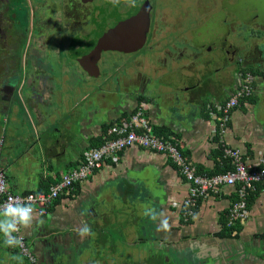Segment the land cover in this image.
Returning <instances> with one entry per match:
<instances>
[{"label": "crops", "instance_id": "0c3cea01", "mask_svg": "<svg viewBox=\"0 0 264 264\" xmlns=\"http://www.w3.org/2000/svg\"><path fill=\"white\" fill-rule=\"evenodd\" d=\"M162 72V75L167 73L166 66ZM197 73L163 76L156 81L155 87L147 84V89L138 98L152 128L172 137L187 160L208 173L217 163L223 165L213 137L216 121L211 117L210 109L222 106L235 85L226 82L224 87L220 84L214 88L209 82L202 81ZM262 78L260 74L256 79L255 93L231 111L225 136L227 144L239 149L252 168H258L264 160V106L259 107L257 103L264 94ZM53 80L37 81L32 85H45L55 91ZM70 82L76 84L72 90L62 94L49 93L45 97L34 93L0 114V168L11 193L23 196L47 192L70 168L82 163L84 153L94 148L97 139L108 136L106 126L111 125L114 129L138 106V99L127 95L116 110L101 113L99 96L90 102V94L86 93L90 90L76 95L85 88L84 82L80 89L77 83ZM77 96L81 97L75 99ZM73 99L76 100L74 106H69ZM85 100L88 104L83 106ZM52 101L68 110L66 119L72 114L67 126L63 125L65 120L60 114L51 117V109H47ZM67 105L68 109H65ZM55 124L60 125L56 127ZM221 190L220 194L200 200L194 215L184 221L178 207L186 203L190 185L164 154L130 147L119 154L117 163L106 161L79 183L76 194L61 195L59 202L54 203L44 216L34 215L32 227L21 229V232L35 257L54 260L56 253H52L51 247L67 243L71 236H76L80 243L83 238L77 230L81 225L106 230L118 223L122 229L127 213L133 212L123 206L129 205L130 201L136 203L132 208L139 207L141 216L135 219L141 220L154 204L152 210L163 212V218L168 219L169 231H157L159 219L153 221L150 218L146 219L148 229L143 228L145 224L141 222L133 232L121 231L122 235L132 234L137 242L155 237L165 247H172L184 256L192 255L206 264H215V261L219 264H264V195H254L247 220L237 223L235 235L223 231L221 224L235 199V188L226 186ZM100 203H107L106 208L98 209ZM175 203L177 206H173ZM86 204L90 205L88 209L83 208ZM130 235L125 237L124 243L135 242L131 241ZM19 255L17 247L6 246L3 234H0V264H25L20 262ZM26 264L32 263L26 258Z\"/></svg>", "mask_w": 264, "mask_h": 264}, {"label": "flooded vegetation", "instance_id": "af4514ba", "mask_svg": "<svg viewBox=\"0 0 264 264\" xmlns=\"http://www.w3.org/2000/svg\"><path fill=\"white\" fill-rule=\"evenodd\" d=\"M235 1L226 0V4ZM180 8L186 15V6L181 4ZM246 11L248 15H253L251 13L255 10L249 7ZM206 18L200 25L185 30L180 22H170L166 10L157 8V0H135L134 7L128 6L126 0H121L118 6L109 0H0V114L11 110L23 98H30L34 93L40 97L55 93L45 85H32L37 81L52 79L49 74L52 65H61L69 58L72 65L61 66L66 69L72 67L74 70L70 72L71 75L77 72L82 74L89 55L92 51H97V54L99 50L125 54L145 50L144 54L129 62L130 67L120 77L121 83L118 80V85H122L120 89L110 87L115 95L122 93L121 100L127 95L136 97L138 105V96L147 89V84L155 87L156 81H160L163 76H186L195 71L202 81L209 82L214 88L220 84L224 87L223 83L231 82L236 89L242 79L250 75L253 79V95L258 75H264V54L258 43L264 41V34L249 29V39L257 42L251 43V46L244 44L241 49L245 51L241 54L234 44H230L228 33L225 32L230 25L232 35L239 37L240 33L235 27L241 22L240 15H226L220 9L214 10L210 16L215 22L206 23ZM169 27L174 30L172 35L169 34ZM116 40L120 41L117 42L119 46ZM101 42L106 46L100 45ZM217 53L220 55L217 56ZM224 63L228 65L225 67ZM231 65L235 66L234 73ZM165 66L167 73L162 75ZM65 75L70 77L67 71ZM118 104L109 110H116ZM90 237H84L80 243L87 242ZM119 243L122 244L114 240L111 244ZM128 245L129 255L124 259L128 264L130 261H134L131 264H165L164 257L169 264L170 259L179 254L176 249L165 247L155 237ZM62 252L65 256L71 253L68 250ZM83 254H80V258ZM33 256L34 264H61L65 261L61 258L56 263ZM184 258L188 264H206L192 255H185Z\"/></svg>", "mask_w": 264, "mask_h": 264}, {"label": "built area", "instance_id": "2783aa9c", "mask_svg": "<svg viewBox=\"0 0 264 264\" xmlns=\"http://www.w3.org/2000/svg\"><path fill=\"white\" fill-rule=\"evenodd\" d=\"M252 91L253 79L250 75H246L222 106H216L215 110L210 109V115L216 121L213 137L216 139L221 153L219 159L226 160L230 166V170L225 173L211 176L198 173L197 168L182 154L172 137L165 139L153 133L152 126L145 117L144 106L138 105L127 119L120 121L119 125L108 131V135H113V138L105 139L98 147L86 151L82 163L77 167L70 168L62 175L60 181L53 184L47 192L30 193L23 196L11 193L0 168V205L6 203L11 197L18 203L31 204L34 215L44 216L58 196L69 194L76 185L99 170L106 161L117 163L121 152L130 147H139L164 154L175 166L183 180L190 185L186 203L178 207L184 221L194 215V209L197 208L200 200L220 194L223 187H234L237 200L227 210L226 227H235L237 223L247 220L249 215L247 191H256L258 187L259 194L264 195V160L261 161L258 168H252L244 160L241 151L229 146L225 140L231 111L239 107L242 101L250 98ZM173 206H177V204L175 203ZM14 235L22 241L21 245L16 246L19 253L34 264V256L27 247L21 230Z\"/></svg>", "mask_w": 264, "mask_h": 264}, {"label": "rangeland", "instance_id": "374dc122", "mask_svg": "<svg viewBox=\"0 0 264 264\" xmlns=\"http://www.w3.org/2000/svg\"><path fill=\"white\" fill-rule=\"evenodd\" d=\"M181 4L186 6V15H184L183 12L181 11L180 8ZM249 7L255 10L251 13L253 15L250 14L248 15L246 13L247 12L246 10L247 9L249 10ZM157 8L159 10L162 9L166 10L168 16L170 17V22L171 23H174L175 21L180 22V24L184 25L185 30H188L189 28H191V26H197L198 24L200 25L205 16L207 17L205 21L206 23H211L213 21L215 22L214 19L210 18L214 10L221 9L225 12L226 15H234V14L240 15V17L242 18L241 22L239 21L237 23L238 26L235 27V30H238L240 33L239 37L232 35L233 29L231 28L230 25H228V29H226L225 32L228 33L229 41H231L230 44H234L238 49L239 53L241 54L245 51L244 49L243 50L241 49V47L244 48V44L246 46L247 44L248 46H251V43L257 42L255 40L249 39L248 36L249 29L264 34V27H262L264 25V13L262 12L264 8V2L259 3L255 0H237L230 5H227L226 0H157ZM257 10H259L260 12H258ZM260 20L261 22H259ZM169 30H170L169 34L172 35V33H174L173 32L174 30H171L170 27ZM262 37L263 35H261V38ZM93 41L96 43V39H94ZM117 42L120 43V41L116 40V45L119 46ZM258 43H259V48L262 50V53L264 54V41H259ZM97 44H99L98 41ZM101 44L103 46V42H101L100 45ZM174 45L175 47L177 46L176 43ZM105 46L106 44L103 47ZM120 46L123 47V44H121ZM92 52L93 53L89 55L88 60L85 61L84 63L82 74L77 72L79 75L77 73L71 75L70 72H73L74 69L72 67L66 69L65 67L66 65L67 66L72 65V63L68 61L71 60L69 58H67V62L63 64L60 63L61 65H65L64 67H62L61 65L51 66V70L49 71V74L52 75V79H54L53 82L55 83V91L53 92L62 94L68 90H72L73 88H75L76 84L72 85L70 81L77 83L78 88L80 89L83 87V83L81 82H84V87L86 89L84 88L83 90L76 93V95H79L83 91L90 90L89 92H86L87 94H90L88 100L91 102L92 99H95L97 96H99L98 98H99V106L101 113H106L110 108L122 102L121 101L122 93L121 94L118 93L115 95L111 91L110 87L113 86L116 89L117 87H119L120 89V86L122 85L120 86L118 85V80L121 83L120 77L124 75L123 72L126 70V68L130 67L129 62L130 61L133 62L136 56H139L140 54H144L145 50L139 51L140 53L136 51L133 53H126V54L119 52L118 53L111 52L109 50H103V51L99 50L97 54H95L97 51H92ZM218 55L220 54L217 53V56ZM96 61H98L97 65H95ZM169 63L170 60H168V64ZM226 65H228V63H224L223 66L226 67ZM231 67H232V73H234L235 66L231 65ZM66 71L69 72L71 78H68L67 75H65ZM78 71L80 72L79 69ZM262 79L264 80V78ZM56 81H58L59 84H57ZM262 83H263L262 86L264 87V81ZM86 93L83 92V94ZM80 97L81 96H77L75 97V99ZM75 99L69 101L68 103L69 106H74L73 103L76 101ZM88 100H85V102H83V106H86V104H88ZM257 103L259 107L264 106V94L260 96ZM56 104L57 103L55 101H52L51 107L47 110L51 109L49 112L51 113V117H55L60 114L61 118L65 120L63 122V125L67 126L72 117V114L70 118L68 117V119H66L65 116L68 110H64L58 107ZM66 108L68 109V105L65 107V109ZM59 125L55 124L56 127H58ZM135 204L136 203H131L130 201L129 205L123 206L125 208L131 209L133 212L132 214L127 213L126 220L124 221L125 227H123L122 229H120V224L118 223L114 224L113 228L112 226L107 227L108 229L106 228V230L105 229L98 230L96 228H91L92 234L91 237L88 238L87 242L85 241L78 243L77 237L71 236L70 237L71 239H67V243H61L60 245L58 244L53 245L51 247V251L52 253H56L54 254V261L58 263L57 260L62 258L65 261L64 263L61 264H128L127 262H125L124 259L125 257H127V255H129L130 249L128 248L129 245L127 243H124L123 240H125V237L130 234L126 233L125 235H122L121 231L133 232L134 227H139V223L141 222H142L141 224H145L143 228L146 227L148 229L149 224L146 219L150 220V217L148 215H144L143 218H141V220L135 219L136 217H138V215L139 218L141 216L138 212V210L140 209L139 207L132 208V206ZM106 206L107 203H100L99 206H97V208L98 209L106 208ZM89 207H90L89 204L83 205L84 209H88ZM153 208H155V205L154 204L150 205L149 211L152 210ZM128 225H132V227H128ZM130 236H132V240H131L132 242L133 241L137 242L136 236H133L132 234ZM115 239L118 242L122 240L121 241L122 244L120 243L111 244L112 241H114ZM64 248H66V250H64ZM60 249L64 251L68 250L71 253L65 256L63 252L62 254L60 253L59 251ZM81 253L84 254L80 258ZM19 257H20V262L26 264V257L23 256L22 254H20ZM165 261H167V258L164 257V263L167 264V262ZM133 262L134 261H130L129 264ZM169 264H188V262L187 259L184 258V255L175 254L174 258L170 259Z\"/></svg>", "mask_w": 264, "mask_h": 264}, {"label": "clouds", "instance_id": "9594fccd", "mask_svg": "<svg viewBox=\"0 0 264 264\" xmlns=\"http://www.w3.org/2000/svg\"><path fill=\"white\" fill-rule=\"evenodd\" d=\"M109 2L114 6H118L121 0H109ZM126 2L128 6H135V0H126ZM145 215H148L153 221L159 219L157 231H169V221L167 218H163V212L156 213L155 210H150ZM33 220L34 209L31 204L18 203L14 198L10 197L6 203L0 205V234H3L5 245L8 247L21 245V239L14 234L18 233L21 229L32 227ZM77 232L81 238L92 234V230L87 224L81 225Z\"/></svg>", "mask_w": 264, "mask_h": 264}, {"label": "trees", "instance_id": "16d2710c", "mask_svg": "<svg viewBox=\"0 0 264 264\" xmlns=\"http://www.w3.org/2000/svg\"><path fill=\"white\" fill-rule=\"evenodd\" d=\"M119 124H120V122H119ZM118 124V125H119ZM109 130H111V125L110 126H106V128H105V134H108V131ZM152 131H153V133L155 134V135H157V136H163L165 139H169V135L168 134H166L164 131H161V130H156V129H153L152 128ZM108 138H113V135H108L106 138H101V139H97L96 140V145L95 146H93L94 148L95 147H98L105 139H108ZM219 152H220V150H219ZM219 154V156H221V153H218ZM222 163H223V165H222ZM221 165L222 166H220V164H216L215 165V167H214V169L212 170V171H210V172H208V173H206V172H203V170L202 169H200V168H198L197 169V171H198V173H200V174H208V175H216V174H220V173H225V172H227L228 170H230V166H229V164H228V162L226 161V160H222V162H221ZM258 188V187H257ZM257 188H256V191H251V190H248L247 191V209H249L250 208V206H251V204H252V202H253V200H254V195L256 196L257 194H259V190H257ZM259 189V188H258ZM77 190H78V185H76L75 187H74V189L70 192V196H73V194H76V192H77ZM47 191V190H46ZM61 196V195H60ZM60 196H58V198L54 201V203L55 204H57L58 202H59V200L61 199V197ZM233 197L235 198L234 199V201L233 202H235L236 200H237V195H236V193L233 195ZM53 203V204H54ZM197 208H195V210H196ZM227 213V212H226ZM221 224H222V228H223V231L224 230H226L228 233H230V234H232V233H234L235 234V232H237L238 231V227H239V225L238 224H236L235 225V227H232V228H227L226 227V216H225V218L224 219H222L221 220ZM236 235V234H235Z\"/></svg>", "mask_w": 264, "mask_h": 264}, {"label": "water", "instance_id": "95a60500", "mask_svg": "<svg viewBox=\"0 0 264 264\" xmlns=\"http://www.w3.org/2000/svg\"><path fill=\"white\" fill-rule=\"evenodd\" d=\"M211 257H213L214 259L216 258L215 256H211ZM217 259H218V258H217ZM217 259H216V260H217ZM215 264H219V263L215 261Z\"/></svg>", "mask_w": 264, "mask_h": 264}]
</instances>
